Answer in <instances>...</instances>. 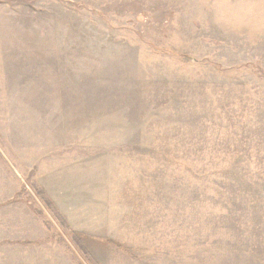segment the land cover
Returning a JSON list of instances; mask_svg holds the SVG:
<instances>
[{
    "label": "rangeland",
    "instance_id": "rangeland-1",
    "mask_svg": "<svg viewBox=\"0 0 264 264\" xmlns=\"http://www.w3.org/2000/svg\"><path fill=\"white\" fill-rule=\"evenodd\" d=\"M9 202L0 264H264V0H0Z\"/></svg>",
    "mask_w": 264,
    "mask_h": 264
},
{
    "label": "crops",
    "instance_id": "crops-1",
    "mask_svg": "<svg viewBox=\"0 0 264 264\" xmlns=\"http://www.w3.org/2000/svg\"><path fill=\"white\" fill-rule=\"evenodd\" d=\"M9 203L11 204L10 205L11 207L4 214L0 215V216H2V218L0 217V230L2 229V227L10 228V225L13 224V225L19 227V229H18V231H19L20 227H21L20 224L25 219L22 217L24 209L23 208L20 209V207H22L23 204L16 203V202H9ZM25 222H26V224H28V221H25ZM37 233H39V232H37ZM4 240H6V239H4ZM12 241H13V243H16V244L21 243L18 246L24 247L26 245H24L23 242L28 241V240H26L25 238H15Z\"/></svg>",
    "mask_w": 264,
    "mask_h": 264
}]
</instances>
